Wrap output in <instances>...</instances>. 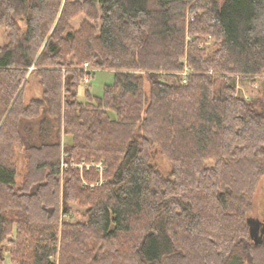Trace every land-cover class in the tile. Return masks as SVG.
Wrapping results in <instances>:
<instances>
[{
    "label": "trees",
    "instance_id": "16d2710c",
    "mask_svg": "<svg viewBox=\"0 0 264 264\" xmlns=\"http://www.w3.org/2000/svg\"><path fill=\"white\" fill-rule=\"evenodd\" d=\"M0 27V264L3 248L10 264H264V224L252 239L247 222L264 92L233 84L264 76V0H0ZM88 67L110 82L80 102ZM86 161L104 183L71 165Z\"/></svg>",
    "mask_w": 264,
    "mask_h": 264
},
{
    "label": "rangeland",
    "instance_id": "374dc122",
    "mask_svg": "<svg viewBox=\"0 0 264 264\" xmlns=\"http://www.w3.org/2000/svg\"><path fill=\"white\" fill-rule=\"evenodd\" d=\"M217 1H221V0H217ZM7 36H6V30L2 27H0V46L4 45L5 43H7ZM198 42L204 44V47H206L207 51H210L212 45H213V41L210 39H200ZM88 72H90V77L87 80V82L85 84H81L78 88V101L80 102H85L87 100V97L85 95V90L88 91L89 96H94L97 94L98 90L102 87V85L107 84L110 82V77L108 72L106 71H100V70H95L92 69L91 67L86 68ZM32 70V67L28 68V72H30ZM166 76H173V74H168V75H164V79L165 80H169L166 78ZM85 80V79H84ZM83 80V81H84ZM233 84L236 87V90L238 92L239 95L246 97L247 99H253L256 98L257 96H259L260 94H262L264 92V76L261 78H257L254 81H250V80H246V79H242V78H235V80L233 81ZM39 86L38 84L35 82V79H26V82L23 86V105L26 106L31 99L35 98L36 95L38 94L39 91ZM149 89V84L147 81H144V90L146 92H148ZM40 110V109H39ZM37 118H35L34 120H31V127H32V132L33 133H37V129H38V123H39V119L40 116H42L43 114L40 113ZM23 124L27 123L26 119H23L21 121ZM62 130H63V126H61ZM62 130L60 132V146H61V162L63 160V158L65 157V155L62 153L63 152V145L65 142L68 141V137L64 136L62 133ZM99 163L96 161H86V163ZM64 163V162H63ZM15 167L17 170H21V167L24 168L25 171V167H26V161H24V164L21 163V160L18 159V161L15 163ZM152 164L163 174L167 173L169 171V164L168 162L164 159V157L160 156V155H153V159H152ZM94 167H92L93 169ZM95 168L93 169V172ZM104 174V172H103ZM99 177L98 172H95V176H97L96 181L97 180H104L103 176ZM17 178H21L20 176H18ZM62 179L60 180V184L62 183ZM93 184H95V180L94 182L91 183L92 186ZM85 185V184H84ZM60 205V204H59ZM62 208L61 205L59 206V220H64V219H71L72 221H82L85 220L84 217V208L83 207H79L76 206V204H71L70 205V211L68 214H66V216L64 217L62 215ZM250 217L251 219L256 220L257 222H259L260 224H264V175L262 176V178L259 180V182L256 185V189H255V194L253 197V206H252V211L250 213ZM61 222V221H60ZM60 227V226H59ZM58 227V229H59ZM6 248H3L2 250V257H3V262L2 264H10L9 263V258L8 255L5 253Z\"/></svg>",
    "mask_w": 264,
    "mask_h": 264
},
{
    "label": "built area",
    "instance_id": "2783aa9c",
    "mask_svg": "<svg viewBox=\"0 0 264 264\" xmlns=\"http://www.w3.org/2000/svg\"><path fill=\"white\" fill-rule=\"evenodd\" d=\"M188 20H192V18L191 17H189V18H187ZM186 42L187 41H189V40H191V38L189 37V36H186ZM197 45H198V48H204V50H206V47H204V44H202V43H200V42H198L197 43ZM189 74H190V72H189V70H188V68L185 66L184 68H183V71L181 72V74H180V76H181V83L183 84V85H187L188 84V76H189ZM87 80H84V82H86ZM74 168H78V169H80V170H83V169H88V168H91V167H94L95 169H96V171L98 172V174H99V177H102L101 175L103 174V172H104V166H103V164L101 163V162H99V163H86V162H80V163H72L71 164ZM102 183H104V180H97L96 181V183L95 184H93L92 186H94V185H100V184H102ZM91 186V187H92Z\"/></svg>",
    "mask_w": 264,
    "mask_h": 264
},
{
    "label": "water",
    "instance_id": "95a60500",
    "mask_svg": "<svg viewBox=\"0 0 264 264\" xmlns=\"http://www.w3.org/2000/svg\"><path fill=\"white\" fill-rule=\"evenodd\" d=\"M248 224H249V233L250 236L252 237V239H255L256 236V232L258 231V229L260 228V226L262 224H260L259 222H257L254 219H251V217L248 218Z\"/></svg>",
    "mask_w": 264,
    "mask_h": 264
},
{
    "label": "crops",
    "instance_id": "0c3cea01",
    "mask_svg": "<svg viewBox=\"0 0 264 264\" xmlns=\"http://www.w3.org/2000/svg\"><path fill=\"white\" fill-rule=\"evenodd\" d=\"M247 80V79H246ZM252 82V81H251ZM246 98V97H245Z\"/></svg>",
    "mask_w": 264,
    "mask_h": 264
},
{
    "label": "bare ground",
    "instance_id": "6f19581e",
    "mask_svg": "<svg viewBox=\"0 0 264 264\" xmlns=\"http://www.w3.org/2000/svg\"><path fill=\"white\" fill-rule=\"evenodd\" d=\"M92 168V167H91ZM83 172V171H82Z\"/></svg>",
    "mask_w": 264,
    "mask_h": 264
}]
</instances>
